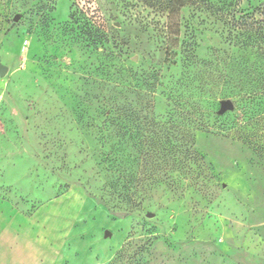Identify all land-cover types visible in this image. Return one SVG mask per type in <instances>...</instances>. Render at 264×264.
<instances>
[{"label":"rangeland","instance_id":"1","mask_svg":"<svg viewBox=\"0 0 264 264\" xmlns=\"http://www.w3.org/2000/svg\"><path fill=\"white\" fill-rule=\"evenodd\" d=\"M74 3L109 42L91 45ZM164 6L0 0V215L50 264H264V43L231 48L214 17Z\"/></svg>","mask_w":264,"mask_h":264},{"label":"trees","instance_id":"2","mask_svg":"<svg viewBox=\"0 0 264 264\" xmlns=\"http://www.w3.org/2000/svg\"><path fill=\"white\" fill-rule=\"evenodd\" d=\"M161 2L162 5L163 2L165 3L163 10L167 11L166 16L169 22L176 18V14H178L182 7L186 6H194L197 11H201L204 15L214 17L215 23L222 28L224 44L231 48L246 50L248 47L253 46L259 48L261 44L264 43V1L256 6H250L248 8L242 5L243 0H161ZM76 6L79 12H71L70 18L73 20V18L78 15L79 18L81 17L84 19L91 45L103 46L105 43L109 42V31L106 22L102 21L100 24L98 23V19H101L98 15V9L86 4L77 5L76 3L72 5V8ZM169 22L165 27L166 29L170 28ZM196 45L197 41L194 39L182 41V52L185 57L184 66L186 68H192V66L198 65V61L196 60L197 56L195 54ZM169 56L174 57L176 54L173 55L172 52H169ZM221 63H223V65H221L222 67H227L226 59L221 58L217 65ZM235 63L242 67L241 61L234 59L233 65H236ZM222 77H225L224 72H221L219 75V78ZM191 81H195V77H192ZM205 85H207V83L202 82L200 84V86H202L201 89H203ZM208 85L210 84L208 83ZM111 163L112 169L115 168L117 171H123L122 166H117L115 160H112ZM135 180L136 178L133 179V176L130 175V178L128 177L125 183L121 185L120 180L116 179V183L112 184L114 193L118 192L120 188H126L125 190L130 191L133 189L132 187L136 182ZM136 195V192L133 191L128 196L129 209L126 208L125 212L128 213L141 206L142 202L137 200L138 197Z\"/></svg>","mask_w":264,"mask_h":264},{"label":"crops","instance_id":"3","mask_svg":"<svg viewBox=\"0 0 264 264\" xmlns=\"http://www.w3.org/2000/svg\"><path fill=\"white\" fill-rule=\"evenodd\" d=\"M10 222L9 217L0 215V264H50L39 243Z\"/></svg>","mask_w":264,"mask_h":264},{"label":"water","instance_id":"4","mask_svg":"<svg viewBox=\"0 0 264 264\" xmlns=\"http://www.w3.org/2000/svg\"><path fill=\"white\" fill-rule=\"evenodd\" d=\"M8 72H9V66L4 64L0 59V76H6L8 74ZM233 108H234V102L231 99H228V100L223 102L222 107H221V111L226 112L228 110H232ZM111 235H112V233L109 230H107L106 236H111Z\"/></svg>","mask_w":264,"mask_h":264}]
</instances>
